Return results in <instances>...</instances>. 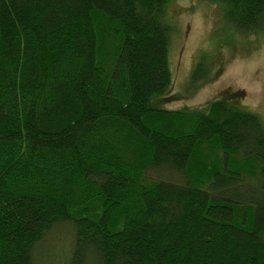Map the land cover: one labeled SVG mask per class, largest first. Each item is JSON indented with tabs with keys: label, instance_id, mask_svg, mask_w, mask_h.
Masks as SVG:
<instances>
[{
	"label": "trees",
	"instance_id": "1",
	"mask_svg": "<svg viewBox=\"0 0 264 264\" xmlns=\"http://www.w3.org/2000/svg\"><path fill=\"white\" fill-rule=\"evenodd\" d=\"M169 1L0 0V264L60 224L69 264H264V121L161 105ZM208 1L264 30V0Z\"/></svg>",
	"mask_w": 264,
	"mask_h": 264
},
{
	"label": "rangeland",
	"instance_id": "2",
	"mask_svg": "<svg viewBox=\"0 0 264 264\" xmlns=\"http://www.w3.org/2000/svg\"><path fill=\"white\" fill-rule=\"evenodd\" d=\"M166 18L173 28L168 46L172 83L161 105L203 110L225 93L240 92L237 104L264 121V30L242 32L225 17L223 5L208 0H170ZM71 242V227L57 225L36 245L32 259L69 264Z\"/></svg>",
	"mask_w": 264,
	"mask_h": 264
}]
</instances>
